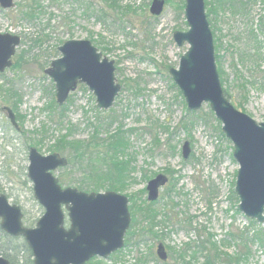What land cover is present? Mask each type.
<instances>
[{
    "label": "rangeland",
    "instance_id": "obj_1",
    "mask_svg": "<svg viewBox=\"0 0 264 264\" xmlns=\"http://www.w3.org/2000/svg\"><path fill=\"white\" fill-rule=\"evenodd\" d=\"M152 1L16 0L14 8H0V34L21 39L13 66L0 75V195L20 205L24 223L35 228L45 210L36 201L28 178L30 149L34 147L42 156L54 154L56 138L71 127V140L88 141L98 117L110 124L101 128L102 138L119 128L125 132L134 162L131 184L124 192H113L129 200L132 197L143 208L150 203L148 182L164 175L168 182L160 190L156 209L162 212L167 204L169 208L177 205L172 209L177 215L175 222L156 229L162 239L134 238L130 226L127 234H132V242L128 245L126 236L124 249L101 259L105 264H163L156 254L159 243L176 252L190 246L191 256L209 235L215 237L222 253L233 259L246 256L241 264H264V248L254 240L264 224H250L235 198L239 164L234 159V145L208 104L196 112L188 109L170 75V69L179 68L190 48L188 44L179 47L174 40L175 32L189 30L186 0H166L159 17L150 13ZM236 1L220 9L216 0H205V5H212H206V14L208 17L209 8L217 9L208 21L223 90L237 110L260 124L264 122V0ZM68 41H90L103 57L114 62L122 89L109 110L97 107L95 96L85 85H79L63 106L57 104L55 83L45 71L61 58L58 48ZM6 89H13L16 95H9ZM53 102L58 107L49 109ZM4 107L24 116L23 123L17 120L19 131ZM110 117L113 122L107 123ZM186 142L191 148L187 160L182 154ZM62 156L69 160L67 153ZM70 170L59 169L54 174L62 188L78 189L79 177ZM63 177L69 185L61 183ZM169 190L172 194L166 196ZM141 220L137 214L136 221ZM69 225L66 218V228ZM244 234L250 242L243 241L245 236L237 239ZM0 244L9 246L1 235ZM167 252L168 264H181ZM19 255V264H24L27 255ZM195 263L205 264L203 256L197 255Z\"/></svg>",
    "mask_w": 264,
    "mask_h": 264
},
{
    "label": "water",
    "instance_id": "obj_2",
    "mask_svg": "<svg viewBox=\"0 0 264 264\" xmlns=\"http://www.w3.org/2000/svg\"><path fill=\"white\" fill-rule=\"evenodd\" d=\"M16 0H0L2 10L15 7ZM166 0H153L150 13L163 14ZM185 17L189 30L175 32L179 47L189 45L178 69H170L190 111H199L208 104L222 124L225 136L234 145V159L240 168L235 192L239 210L247 218L264 224V122L258 124L237 110L226 97L216 65L213 33L206 14L205 0H186ZM21 39L0 34V74L13 66V57ZM61 58L54 60L45 73L55 83L57 104L63 106L79 85H85L95 96L100 110L112 108L121 91L113 61L103 57L90 41H68L58 48ZM18 131L16 115L9 107L2 109ZM183 158L191 154L190 143L182 148ZM28 178L34 197L45 213L35 228L23 224L21 207L12 205L0 195V228L12 237H21L32 251L34 264H87L94 258L107 260L125 247V237L132 217L129 199L119 193H86L77 188H62L55 172L69 166L59 153L42 156L37 149L29 151ZM168 182L158 175L147 185L148 201L156 202ZM70 221L67 229L66 214ZM156 254L168 261L163 243ZM0 264H11L0 256Z\"/></svg>",
    "mask_w": 264,
    "mask_h": 264
},
{
    "label": "trees",
    "instance_id": "obj_3",
    "mask_svg": "<svg viewBox=\"0 0 264 264\" xmlns=\"http://www.w3.org/2000/svg\"><path fill=\"white\" fill-rule=\"evenodd\" d=\"M115 4V1H113ZM112 2V3H113ZM216 4L220 9H225L227 6L235 4L236 0H216ZM207 7L212 5L209 2H206ZM208 11V17L210 18L211 15H214L217 12V9H210ZM217 14V13H216ZM30 17V16H29ZM264 22V21H263ZM217 61L219 62V56H216ZM219 74L222 76L220 70ZM6 87V86H5ZM2 89V86H0ZM6 91L11 95H16V92L13 89H6ZM1 92V91H0ZM180 95L181 92H179ZM226 94V93H225ZM227 96V95H226ZM17 99L21 100L20 97L16 96ZM228 98V96H227ZM9 100H6L8 103ZM19 102V101H18ZM57 108V104L53 102L50 105L49 109ZM66 109V107L62 108L61 110ZM195 115V114H194ZM16 118L20 123H23L24 116L17 115ZM97 125H93L94 127V134L90 140H71L73 128H69L66 134L61 135L60 137L56 138L55 144L52 147L53 153L65 154L67 153L69 156V166L67 169H71V171H75L79 179L77 180L76 184L80 191H84L86 193H100L103 191H116V192H124L125 187L131 184L133 181V159L130 158L129 152V142L125 135V132L119 128L115 134L109 133L106 138H102L100 133L101 128H108L110 124H106L105 121L101 120L97 117ZM110 121L107 123L113 122V117H110ZM224 136V135H223ZM158 144V141H156ZM32 146H36L32 144ZM63 184H70V181L67 180L66 177H63L61 180ZM168 195L171 196V190L167 191ZM236 194V193H234ZM237 201V195H235ZM130 201L132 206L130 208V212L132 213L133 220L131 224V230L133 231V236L142 238L146 236H154L155 238H163L164 236H160L157 234L156 229L162 226H166L167 223L175 222V215L172 212L174 207L177 205H171L172 208H169L170 204H167L163 211L159 212L157 210V203H149L143 208L141 206H137L136 201L130 197ZM173 202V201H172ZM171 203V202H170ZM236 211L239 212L237 209ZM137 214H140L142 217L141 221H136ZM249 223L253 226L256 225V222L253 220H249ZM188 226L191 225V220L188 219L187 223ZM146 226V227H145ZM131 233V232H130ZM1 239L4 242H7L9 246L7 247H0V255L10 261L11 264H19L18 254L27 255V259L24 264H34V260H32L33 255L28 247V245L20 241L18 239L10 238L0 229ZM244 235H241L240 238L236 236H231L234 240L243 239ZM127 244L129 245L133 238L132 234H127ZM254 240L260 243L261 248H264V228L258 235L255 236ZM243 241L250 242L248 240L247 235L243 239ZM14 246L19 245L17 247ZM218 244L215 240V237L212 235L208 236V239L205 242H202L199 246H196V249L193 250L192 255L188 256V253L192 251L190 246H186L183 250L176 252L171 247H166V249L170 253V259H174L176 262H180L181 264H197V255H202L205 264H241V261L245 259L246 256H239L237 258L230 257L227 253H222L219 250ZM3 246V244H0ZM247 251L248 248L246 247ZM119 253V252H118ZM249 252L246 254L248 255ZM117 256V255H116ZM24 258H26L24 256ZM223 258V259H222ZM226 259V260H225ZM113 260V259H112ZM224 260V262H223ZM105 264L103 260L99 258H95L88 264ZM143 264V262L137 263ZM163 264H168L163 263Z\"/></svg>",
    "mask_w": 264,
    "mask_h": 264
},
{
    "label": "flooded vegetation",
    "instance_id": "obj_4",
    "mask_svg": "<svg viewBox=\"0 0 264 264\" xmlns=\"http://www.w3.org/2000/svg\"><path fill=\"white\" fill-rule=\"evenodd\" d=\"M9 199V198H8ZM9 201H10V199H9ZM10 203L12 204V205H17V206H19V207H21L20 205H18L17 203H14V202H11L10 201ZM21 209H22V212H23V221H24V218H25V213H24V211H23V208L21 207ZM66 218H68V214H67V212H66ZM69 220V219H68ZM0 223H1V221H0ZM24 225L26 226V224L24 223ZM26 227H28V226H26ZM6 234V233H5ZM6 235H8V234H6ZM10 238H13V239H18V240H20V241H23V242H25L26 243V241L24 240V238H21V237H12V236H10V235H8ZM27 244V243H26ZM28 245V244H27Z\"/></svg>",
    "mask_w": 264,
    "mask_h": 264
}]
</instances>
